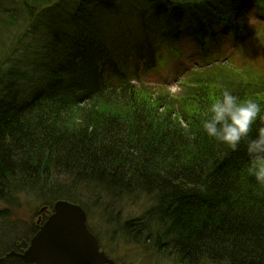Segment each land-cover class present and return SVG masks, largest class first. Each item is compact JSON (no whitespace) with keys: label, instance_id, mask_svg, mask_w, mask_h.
<instances>
[{"label":"trees","instance_id":"trees-1","mask_svg":"<svg viewBox=\"0 0 264 264\" xmlns=\"http://www.w3.org/2000/svg\"><path fill=\"white\" fill-rule=\"evenodd\" d=\"M4 2L13 9L0 14V264H21L4 257L38 231L6 228L30 200L48 213L58 201L89 218L107 213L113 242L164 261L264 264V185L244 143L234 151L201 125L220 85L264 105V45L250 55L264 36L248 24L264 0ZM22 31L44 35L18 66ZM187 37L197 62L227 45L242 61L185 72L177 95L132 84L164 51L181 59ZM125 204L139 217L120 219Z\"/></svg>","mask_w":264,"mask_h":264},{"label":"rangeland","instance_id":"rangeland-1","mask_svg":"<svg viewBox=\"0 0 264 264\" xmlns=\"http://www.w3.org/2000/svg\"><path fill=\"white\" fill-rule=\"evenodd\" d=\"M0 14H3L5 10L13 9L12 6H9L8 3L4 2V0H0ZM264 19V16L262 17ZM19 20V19H18ZM250 23V24H249ZM249 25L252 27H256L260 32H263L264 36V20H255L251 18L249 20ZM18 28V33L22 29V22L19 20L15 22ZM44 35L43 31L38 32L36 35H29L26 31H22L20 33V40L16 46L17 58L19 59V64L23 65L31 52L30 47L36 46V43L39 44L40 39ZM264 45V41L259 39L254 48L250 51V55L254 56L257 54L262 46ZM182 51L185 53L181 59H178L174 56L173 53H169L168 51H164L162 54V61L157 63V67L144 74L142 82L147 84L148 86H153L155 88H163L168 91L171 95H177L180 92V83L182 82V75L189 70H198L199 68L207 67L212 64L214 61H223L229 55L231 58V63L237 62V60H241L236 52L238 49L232 48L229 45L224 46L217 57H213L209 62L205 64L198 61V52L195 48L191 38H185L182 43ZM31 49V50H30ZM18 51V52H17ZM193 62V63H190ZM195 63H201V66L194 65ZM121 209V219L129 218V217H139L140 208L137 204H133V206L127 205ZM40 210V212H39ZM46 212L45 209L41 208V205L38 201L30 200L28 203L23 202L21 208L16 213V218H12L7 224V229H17L20 234L22 231V227H25L26 224L29 225L30 222L38 224L40 217L42 214ZM98 212V211H96ZM116 213V212H115ZM96 215V214H94ZM99 213L93 217H87V227L92 234L95 233L99 239V243L101 245V249L117 264H175L173 259H168L166 261L159 259L157 257H153L149 253H146L140 246L126 244L123 241L113 242L112 232H107V223H109L113 217L101 219L98 217ZM105 215H108L105 213ZM115 215V214H113ZM42 218V217H41ZM19 219V220H18ZM94 231V233H93ZM17 233V234H18ZM15 234L13 231L8 232L7 238L3 239L4 243H9L14 239ZM117 240V239H116Z\"/></svg>","mask_w":264,"mask_h":264},{"label":"water","instance_id":"water-1","mask_svg":"<svg viewBox=\"0 0 264 264\" xmlns=\"http://www.w3.org/2000/svg\"><path fill=\"white\" fill-rule=\"evenodd\" d=\"M4 258L21 264H115L100 251L81 207L65 201L53 205L52 213L30 239L26 250L9 252Z\"/></svg>","mask_w":264,"mask_h":264},{"label":"clouds","instance_id":"clouds-1","mask_svg":"<svg viewBox=\"0 0 264 264\" xmlns=\"http://www.w3.org/2000/svg\"><path fill=\"white\" fill-rule=\"evenodd\" d=\"M219 94L210 100L202 131L208 137L237 150L244 143L250 157L249 171L256 182L264 185V126L250 135L259 120L264 123V105L251 97H240L220 85Z\"/></svg>","mask_w":264,"mask_h":264},{"label":"flooded vegetation","instance_id":"flooded-vegetation-1","mask_svg":"<svg viewBox=\"0 0 264 264\" xmlns=\"http://www.w3.org/2000/svg\"><path fill=\"white\" fill-rule=\"evenodd\" d=\"M48 216H49V213L48 212H44L43 214H42V218L40 217V219H39V227L45 222V221H43V217H45L46 219L48 218ZM45 219V220H46ZM38 227V228H39ZM102 251V250H101Z\"/></svg>","mask_w":264,"mask_h":264},{"label":"bare ground","instance_id":"bare-ground-1","mask_svg":"<svg viewBox=\"0 0 264 264\" xmlns=\"http://www.w3.org/2000/svg\"><path fill=\"white\" fill-rule=\"evenodd\" d=\"M59 202V201H58ZM82 209V208H81ZM83 210V209H82ZM85 213V212H84ZM86 215V214H85ZM99 216H100V214H99ZM100 217H102V218H104L102 215L100 216ZM109 217H113V216H108V215H106L105 216V218H109ZM86 219H87V216H86ZM121 219V218H120ZM125 219V218H124ZM110 224H112V223H116L115 221H114V218L109 222ZM112 227V226H111ZM111 227H107V229H111ZM112 229H114L113 227H112ZM113 230H111V232H112ZM105 234H106V232H105ZM10 252H12V251H10ZM111 259V258H110Z\"/></svg>","mask_w":264,"mask_h":264}]
</instances>
